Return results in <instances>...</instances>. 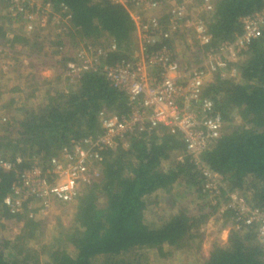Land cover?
I'll list each match as a JSON object with an SVG mask.
<instances>
[{"label": "trees", "instance_id": "1", "mask_svg": "<svg viewBox=\"0 0 264 264\" xmlns=\"http://www.w3.org/2000/svg\"><path fill=\"white\" fill-rule=\"evenodd\" d=\"M36 1L50 4L55 12L61 7L69 9L72 38L79 37L80 42L90 46L115 45L117 50L108 57V65L134 54L136 25L124 7L108 0ZM211 5L212 9L204 8L200 16L212 36L206 51L241 34V19L261 11L264 0H211ZM0 9V53L20 43L26 59L41 58L43 54L46 62V45L41 38L10 33L16 22L6 11L5 0H0ZM58 53L49 56L58 59L51 65L56 75L53 81L63 79L59 69L72 59L58 58ZM244 55L225 70L228 74L231 67H236L235 77L215 74L203 95L214 99L223 120L222 136L203 155L210 169L223 178L219 200L209 199L205 178L188 157L179 161L184 146L178 135L161 127L150 132L138 130L117 149L101 154L99 180L80 187L77 197L68 204L74 209L71 225L61 223L48 249L38 243L46 234L47 219L37 216L38 211L30 218L26 207L22 212H11L5 199L11 195L15 172L0 171V228L7 229L9 222L19 228L17 235L9 230L10 235L0 237V264H146L142 256L145 250L154 249L160 257L168 258L171 248L199 243L201 227L217 215L222 227L233 225L226 244L214 241L200 264H264L255 228L235 222V213L223 208L232 193H238L253 207L264 208V34ZM8 73L9 64L2 63L0 81ZM62 86L65 90L46 91L42 107L25 112L21 120L14 118L3 128L0 153L17 170L28 168L35 159L46 165L72 140L99 133L100 111L120 116L131 111L126 94L114 89L100 71L83 73L77 82ZM237 116L239 123L234 120ZM174 157L178 161L174 162ZM181 183L184 191L194 193L203 202L198 204L199 213L190 216L182 210L160 221L153 220V208L171 198L175 186Z\"/></svg>", "mask_w": 264, "mask_h": 264}, {"label": "built area", "instance_id": "2", "mask_svg": "<svg viewBox=\"0 0 264 264\" xmlns=\"http://www.w3.org/2000/svg\"><path fill=\"white\" fill-rule=\"evenodd\" d=\"M5 1L6 11L16 22L13 25H19L28 37L43 32L41 40L47 49L51 47L59 52L58 58H72L73 61H68L61 69L62 80L69 84L77 82L83 73L100 71L114 89L126 94L131 106V111L121 116L100 111V132L82 140H72L49 158L46 165L35 159L28 168L19 171L0 153V171L15 172L11 195L5 199V205L12 213L22 212L26 207L30 218L35 216L34 211H38L37 216L46 219L54 203L70 204L81 186L99 180L104 151L117 149L135 131L150 132L160 127L180 137L184 155L178 158L179 161L184 162L188 157L196 171L205 178L209 199H220L223 178L210 169L203 155L222 136L223 120L214 99L203 95L215 74L237 75L236 67H231L228 74L224 73L231 64L242 60L250 45L263 36L264 8L241 19L242 33L234 40L206 51L212 36L203 19L191 16L187 2H175L164 13H159L165 7V0H108L129 12L136 25L137 38L134 54L111 66L107 59L117 50L115 45L90 46L87 42H80L75 52H69L72 18L67 7L55 12L50 4L42 5L36 0ZM201 4L200 12L204 8L212 9L211 0H204ZM50 33L55 39L45 40L44 34ZM180 34L187 35V43L199 51L196 54L200 60L194 64L177 58L175 49ZM54 61L58 59H51L50 67L47 66L49 70H52ZM228 200L223 208L235 213V222L246 228H255L264 252V208L249 205L238 193L229 194Z\"/></svg>", "mask_w": 264, "mask_h": 264}, {"label": "rangeland", "instance_id": "3", "mask_svg": "<svg viewBox=\"0 0 264 264\" xmlns=\"http://www.w3.org/2000/svg\"><path fill=\"white\" fill-rule=\"evenodd\" d=\"M164 2H165V7L164 9H162V12L159 13H164L166 9H168V7L173 5V3L175 2H187L192 13L191 16L193 18L196 17L201 19L200 16L202 14L200 10L202 9L201 8L202 4L200 0H191V1L165 0ZM27 3L28 6L30 7V2ZM3 12L5 13V10H3ZM13 29L15 30L14 31L15 34L16 31L23 32V29L20 30L19 25L13 26L12 30ZM37 35L41 39H43V32L38 33ZM44 36H45L44 38L45 40H47L48 38L50 39V41L55 39L51 37L52 33L47 35L44 34ZM186 36L187 35L185 34H180L177 37L176 43L177 42L178 43H177V49H175L176 55L180 61L184 63L186 62L187 64L190 63L194 64L195 61L200 60L198 58V55L196 54V52L199 51H197L196 48H192L187 43ZM78 43H80L79 37H74V38L70 37L69 52H75L78 49L77 46ZM1 46H5L3 42L1 43ZM17 46L12 50H8V52L0 53V66L2 67V63L5 62L12 66L10 69L11 71H9L7 76H5L2 80L4 82L9 81L11 80V78H14L13 74H15V78H14L15 83L20 84V88H21V91L19 92L18 95H16L14 101L11 102L7 101L6 104L4 103L6 109H2V110L0 109V113H3L5 111V113L8 115H10L11 113L15 115L14 117H10L9 119H8V115L3 116V118L1 117L0 138L3 134L2 130H4L3 128L5 127L7 121L11 122L15 117L21 120L25 112L27 111L31 112L43 106V99H45L44 95L47 90L56 91L57 88H59V90H65V87L62 86L65 85V81L62 79L58 81L55 80L51 83H47V82L43 83V75H41V71L43 70V67H40L39 69V66H43V63L46 64V62L43 60V54H40L41 58L32 57L31 59H26L27 64L35 65L38 68H36L33 72H29L26 69L21 73L19 69H23L21 64L25 60L24 50H22L23 48L22 44L19 43L17 44ZM45 51L49 54L55 52L51 47H48V49L46 48ZM7 53H9V55H7ZM242 59L244 58L242 57ZM47 66L50 67V63ZM18 67L21 68L17 70ZM20 73L22 74V79L20 78L21 80L17 78ZM219 74H222V72H220ZM8 93H9V89L7 94L4 95V98L6 97V95H8ZM7 108L17 111L14 112L12 110H8ZM8 111H10V113ZM234 120L235 122L239 123L240 119L237 116ZM173 160L174 162L178 161V159L176 160L175 157L173 158ZM183 186H184L183 183H181L180 186L176 185L175 187L177 188L174 190L172 197L168 198L167 200H165V202H162L161 204L153 208V212L152 214H150L153 220L155 219L156 221H160L159 220L160 218H167L177 213L178 211H182V210L185 211L186 214L190 216H195L197 215V213H199L198 204L201 205L203 202L199 201L200 199L197 198L194 193L189 194L186 191H184L185 188ZM73 210H74L73 205L62 206L60 204L54 203V206L49 216L46 218L48 223L46 224L47 227L46 234L40 240H38L39 245L47 249L50 247L51 242L58 236L59 230L61 229L60 227L61 223L63 224V226L66 227L71 225ZM219 216L220 215H217L215 217H210L206 225L201 227L199 231L201 233V240L199 241V243H197L198 242L197 241L194 243V245L191 244L192 246L183 247L178 250L171 248L170 251L171 255L168 258L160 257L157 254L156 250L154 249L148 251L145 250L142 252L144 262H146V264H200L202 259L205 258V256L210 251L214 241L218 240L222 242V244H226V241L228 239V235L231 230V226L233 224L230 223L229 225L227 224V226L222 227V220L220 221L217 220V217ZM5 227L7 229L2 230L0 228V237L3 238L2 235L5 236L10 235L9 230L12 231L11 233L12 235L19 234L18 225H14L9 222V224L6 223ZM221 228L224 229L221 230ZM257 243L259 244L258 239H257ZM39 253H41V251ZM44 256H45V251L43 249V261L45 260Z\"/></svg>", "mask_w": 264, "mask_h": 264}, {"label": "crops", "instance_id": "4", "mask_svg": "<svg viewBox=\"0 0 264 264\" xmlns=\"http://www.w3.org/2000/svg\"><path fill=\"white\" fill-rule=\"evenodd\" d=\"M13 26H15V25H13ZM15 30L13 29L12 30V28H11V32L10 33H12V34H15V32H14ZM16 34H20V32H17L16 31ZM137 45V44H136ZM18 47V46H17ZM46 49V48H45ZM23 50V49H22ZM136 51V50H135ZM175 52H176V50H175ZM25 51H24V57H25ZM44 53H45V55H46V64L45 63H43V66H39V69H40V67H43V70L41 71V75H43V80H47L48 81V83H51L54 79H56V75L54 74V72L52 71V70H49L48 68H47V65L50 63V61H51V59L49 58V56H50V54L49 53H47L46 51H44ZM43 57H44V55H43ZM45 61V60H44ZM27 61H26V58H25V60L23 61V63L21 64V66L22 67H24L25 68V70L27 69V71H29V72H33L36 68H38V67H36L35 65H29V64H27L26 63ZM11 65H9V71H11L10 69H11ZM19 68H21V67H18L17 68V70L19 69ZM38 73H39V71H38ZM39 75H40V73H39ZM13 76H14V78H15V74H13ZM14 78H11V80H9V81H5V82H3V81H0V109L2 110V109H6V107H5V104H6V102L8 101V102H11V101H14V99H15V97H16V95H18L19 94V92L21 91L20 89V84H17V83H15V80H14ZM19 80H21L22 79V76H18L17 77ZM21 78V79H20ZM8 82V83H7ZM43 83H45V82H43ZM9 87V88H8ZM16 87H18V90H14V88H16ZM6 88H8L9 89V93H8V95H6V97L4 98V95L5 94H7V92H8V89H6ZM45 96V95H44ZM5 103V104H4ZM43 104H44V99H43ZM8 110H12V111H14V112H16L17 110H13V109H9V108H7ZM9 113H10V111H8ZM6 115H8V114H6L5 113V111L3 112V113H0V121H1V117L3 118V116H6ZM15 115L13 114V113H11L10 115H8V119L10 118V117H14ZM16 118V117H15ZM11 120H12V118H11ZM7 123H9V121L7 122ZM6 123V124H7Z\"/></svg>", "mask_w": 264, "mask_h": 264}]
</instances>
